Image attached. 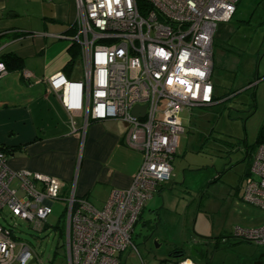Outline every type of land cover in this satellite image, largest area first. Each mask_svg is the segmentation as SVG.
<instances>
[{
    "label": "built area",
    "instance_id": "built-area-1",
    "mask_svg": "<svg viewBox=\"0 0 264 264\" xmlns=\"http://www.w3.org/2000/svg\"><path fill=\"white\" fill-rule=\"evenodd\" d=\"M75 1L72 33L62 38L78 48L83 77L69 81L57 73L45 82L67 112H84L86 121L123 123L126 144L142 161L130 186L111 190L101 209L73 193L63 200L66 263L120 264L122 252H136L131 239L145 203L171 178L185 132L182 112L214 104L212 40L239 0ZM6 75L0 62V80ZM23 78L33 77L24 72ZM134 107L140 108L135 115ZM14 181L17 189L11 188ZM61 187L52 177L11 171L0 151V264H41L14 233L19 223L42 233ZM242 200L264 212V145L249 166ZM233 238L262 246L264 227L236 228ZM165 264L197 263L186 257Z\"/></svg>",
    "mask_w": 264,
    "mask_h": 264
},
{
    "label": "rangeland",
    "instance_id": "rangeland-1",
    "mask_svg": "<svg viewBox=\"0 0 264 264\" xmlns=\"http://www.w3.org/2000/svg\"><path fill=\"white\" fill-rule=\"evenodd\" d=\"M224 26L241 54L237 74L213 76L216 94L224 95L234 79L243 89L212 106L184 110L188 124L177 143V180L166 182L161 195L145 203L131 239L136 252H122L120 264H165L179 251L190 257L194 244L204 251L197 264H264V245L233 238L236 228L264 227V212L242 200L245 173L264 126V0H240ZM75 74L82 79L81 68ZM11 188L17 189L16 181ZM64 210V202L53 204L42 233L31 232L25 223L15 232L41 264H67Z\"/></svg>",
    "mask_w": 264,
    "mask_h": 264
},
{
    "label": "crops",
    "instance_id": "crops-1",
    "mask_svg": "<svg viewBox=\"0 0 264 264\" xmlns=\"http://www.w3.org/2000/svg\"><path fill=\"white\" fill-rule=\"evenodd\" d=\"M75 17V0H0V62L6 55L20 61L19 70L6 69L7 75L0 80V147L11 151L6 155L11 171L55 178L62 184L60 201L73 193L101 209L111 190L130 186L142 157L127 146L123 123L86 121L84 112H67L45 82L57 73L80 81L75 72L82 67L78 58L69 64L71 45L62 38L72 33ZM227 24L217 25L212 40L214 103L243 89L234 79L227 83L224 95L216 94L215 73L234 76L239 70L241 52L233 46ZM24 72L33 78L24 79ZM176 156L166 186L177 180Z\"/></svg>",
    "mask_w": 264,
    "mask_h": 264
},
{
    "label": "trees",
    "instance_id": "trees-1",
    "mask_svg": "<svg viewBox=\"0 0 264 264\" xmlns=\"http://www.w3.org/2000/svg\"><path fill=\"white\" fill-rule=\"evenodd\" d=\"M239 1H238V3H239ZM69 53H70V57H71L69 64L76 63V60L79 56L78 48L75 45H71V47L69 48ZM1 62L5 65L7 70H19V68H20L19 59H17L13 55H6V56L2 57ZM227 96L228 95H226L225 97H227ZM260 145H264V126H262L260 133H259V137L257 139V146L259 147ZM0 151H2L5 155H8L11 153L10 150L5 149V148H1V147H0ZM248 173H249V170H248L246 175H248ZM62 236L64 239V231L62 232ZM171 257H172L171 259H182V258H186L187 256H185L184 253H177V254L173 253Z\"/></svg>",
    "mask_w": 264,
    "mask_h": 264
},
{
    "label": "water",
    "instance_id": "water-1",
    "mask_svg": "<svg viewBox=\"0 0 264 264\" xmlns=\"http://www.w3.org/2000/svg\"><path fill=\"white\" fill-rule=\"evenodd\" d=\"M144 109H145V107L142 108V110H144ZM139 110H140V108L134 107L133 110L131 111V114L135 115ZM189 256H190V258L199 262V261H202V259L204 257V251L202 250V248L200 246H197L194 244L189 248Z\"/></svg>",
    "mask_w": 264,
    "mask_h": 264
}]
</instances>
